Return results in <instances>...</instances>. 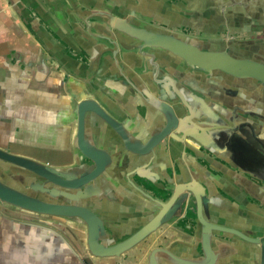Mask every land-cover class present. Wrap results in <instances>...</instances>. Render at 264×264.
Segmentation results:
<instances>
[{"label": "crops", "instance_id": "1", "mask_svg": "<svg viewBox=\"0 0 264 264\" xmlns=\"http://www.w3.org/2000/svg\"><path fill=\"white\" fill-rule=\"evenodd\" d=\"M157 2L0 0V146L29 157L17 149H9V143L20 141L54 152L69 150L73 156L70 162L47 163L54 166L74 163L76 104L86 96L98 99L117 116L121 114L127 122L123 125L132 127H126L131 138L144 141L154 133L159 127V116L153 113L155 107L145 105L142 92L134 86V93L126 88L132 82L152 95L148 88L157 84V68L135 70L134 64L110 41L109 22L110 13L124 16L133 10L143 12L150 3ZM127 57L131 59L132 55ZM88 133L95 145L114 153L111 148L115 146L109 143L113 137L110 127L91 122ZM112 156L109 186L124 195V202L117 197L110 203L117 206L121 218L147 214L151 210L144 208V202L126 198L122 186L143 188L157 197L156 188L145 183L142 168L130 167L128 162L126 165L118 153ZM1 206L0 264H148L149 251L155 246L172 244L179 255L186 256L192 254V249L184 242H198L200 250L199 230L191 227L193 221L186 216L162 224L120 256L93 257L84 249L83 225ZM237 217L229 214L220 222L258 235ZM213 246L223 257L217 264H259L261 253L254 245L239 243L226 235H213ZM159 261L168 264L164 259Z\"/></svg>", "mask_w": 264, "mask_h": 264}, {"label": "flooded vegetation", "instance_id": "2", "mask_svg": "<svg viewBox=\"0 0 264 264\" xmlns=\"http://www.w3.org/2000/svg\"><path fill=\"white\" fill-rule=\"evenodd\" d=\"M146 9L124 16L110 13L109 22L110 41L134 64L135 70L157 68V84L148 88L152 95L132 82L126 88L133 93L135 88L141 91L145 105L155 107L153 113L159 116L156 131L144 141L135 140L145 143L168 126L156 145L142 153L127 148L111 128L113 137L109 143L115 146L111 155L118 153L125 164L142 168L145 183L149 182L159 194L155 197L143 188L122 186L126 198L144 202V208L151 210L133 216V220L142 222L151 217L161 203L169 200L177 185L185 183L189 187L182 191L180 206L170 220L186 216L200 234L201 202L202 215L207 220L234 227L220 220L236 215L258 234L251 236L264 235V84L252 76L189 63L181 54H190L197 47L264 64V0H158ZM116 18L173 34L185 42L184 51L179 53L161 45L141 46L142 40L114 26ZM139 106L145 109L140 101ZM108 112L122 125L127 123L121 114ZM97 121L104 123L102 119ZM211 231L215 236L226 235L239 243L254 245L262 252L260 243L228 231ZM261 261L262 253L259 264Z\"/></svg>", "mask_w": 264, "mask_h": 264}, {"label": "water", "instance_id": "3", "mask_svg": "<svg viewBox=\"0 0 264 264\" xmlns=\"http://www.w3.org/2000/svg\"><path fill=\"white\" fill-rule=\"evenodd\" d=\"M114 26L142 40L141 46L161 45L179 53L184 51L185 42L173 34L136 26L122 18H116ZM181 54L189 63H197L210 70L219 68L239 76H252L264 84L263 63L236 58L225 52L200 51L197 47L190 54ZM76 114L77 152L72 164L54 166L0 146V204L79 223L85 227L84 249L89 256H120L170 220L180 206L182 191L189 185H177L169 200L161 203L160 208L142 222L121 218L116 212L119 211L115 208L117 206L110 203L117 197L119 202H124V195L109 186L108 175L111 173L113 156L108 150L94 144L88 133V123L96 124L98 119H102L120 136L127 148L140 153L155 146L168 131V126L140 144L95 98L86 96L80 99L76 104ZM107 188H110L109 193ZM198 206V219L202 224L198 236L200 250L197 248L198 242H184L192 249V254L186 256L179 255L172 244L155 246L149 251L148 264H161L159 259H164L168 264H217L223 257L213 246L212 229L232 232L245 240L260 243L263 264L264 235L251 236L237 228L209 221L202 215L201 202Z\"/></svg>", "mask_w": 264, "mask_h": 264}, {"label": "rangeland", "instance_id": "4", "mask_svg": "<svg viewBox=\"0 0 264 264\" xmlns=\"http://www.w3.org/2000/svg\"><path fill=\"white\" fill-rule=\"evenodd\" d=\"M38 147L40 149L33 147L31 145H28L26 143L20 142V141H12L8 145L9 149H17L24 154L30 155V157L35 156L36 159L38 158L39 160L46 162V163L47 162L54 163V164L66 163V162H70V160L73 157L69 150L63 151V152H54V151H48L46 150L47 148H44L41 146H38ZM3 205L8 207V205L6 204H3Z\"/></svg>", "mask_w": 264, "mask_h": 264}]
</instances>
